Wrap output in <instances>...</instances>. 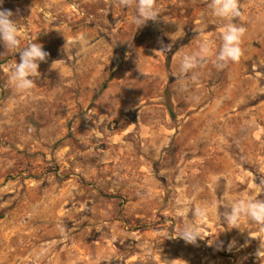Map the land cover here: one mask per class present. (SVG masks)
Segmentation results:
<instances>
[{
	"label": "rangeland",
	"instance_id": "obj_1",
	"mask_svg": "<svg viewBox=\"0 0 264 264\" xmlns=\"http://www.w3.org/2000/svg\"><path fill=\"white\" fill-rule=\"evenodd\" d=\"M236 2L224 20L211 0H154L137 28L121 0H3L21 45L39 30L49 55L18 93L4 69L19 53L0 42V264H264V225L214 211L264 199V0ZM228 23L239 58L178 78V54L202 37L218 50ZM186 222L195 244L175 237Z\"/></svg>",
	"mask_w": 264,
	"mask_h": 264
},
{
	"label": "clouds",
	"instance_id": "obj_2",
	"mask_svg": "<svg viewBox=\"0 0 264 264\" xmlns=\"http://www.w3.org/2000/svg\"><path fill=\"white\" fill-rule=\"evenodd\" d=\"M2 3L3 0H0V4ZM121 3L124 7L131 6L135 8V12L130 18V23L135 24L137 28L146 24L148 20L156 21L158 14L161 13L156 9L154 0H121ZM210 8L213 17L224 20H231L240 14L236 0H211ZM13 15L11 10L0 8V42L3 43L7 51H11L14 54L19 53V63L15 60L10 67L4 69V72L7 75L9 86L16 92L22 93L33 87L35 78L40 76L39 65L41 62L46 61L49 54L43 49L42 44L37 42L39 30L33 34L30 42L23 46L21 45V35L18 31L16 19L12 18ZM52 27L57 31H62L56 26ZM44 29L48 30V28ZM203 30V27L199 29V31ZM243 31V28H239L232 23L226 24L221 33L222 43L218 50H216L213 41L207 37H202L194 49L178 54L179 66L176 76L182 78L198 67L203 66L209 60H212L213 64L218 68H222L229 60H237L240 56L238 45ZM84 38L83 34L78 37L80 41H83ZM54 62L51 68L58 70L59 65L53 67ZM16 104L15 98L9 99L4 112L6 114L13 112ZM100 122L103 121L99 118L97 124H100ZM260 194L235 198L230 207L222 214L219 213L217 208H214V211L220 215V219L224 223L230 224L231 228H237L241 231L247 229L244 228L242 230V225L245 222L264 225V199L258 198ZM192 214L203 220L208 215V212L206 209L199 208ZM175 237L182 238L186 243L195 244L198 238L201 239L199 224L186 222ZM229 247H231V244ZM148 259L150 260V256ZM165 264H170V262L165 261Z\"/></svg>",
	"mask_w": 264,
	"mask_h": 264
},
{
	"label": "crops",
	"instance_id": "obj_3",
	"mask_svg": "<svg viewBox=\"0 0 264 264\" xmlns=\"http://www.w3.org/2000/svg\"><path fill=\"white\" fill-rule=\"evenodd\" d=\"M23 97H27V95L25 94ZM22 96H16V101H23V99H21ZM66 100H70L71 99V95L70 94H67L66 95ZM26 101V99H24ZM20 133V132H19ZM17 134V133H15ZM77 139L78 140V143L80 145V149H79V152L82 154L84 152H87V153H90V148H89V139L87 136L85 137H82V136H77ZM13 143H15V145L17 146H22V145H28L29 142H27V138H21V139H18V138H15L13 139Z\"/></svg>",
	"mask_w": 264,
	"mask_h": 264
}]
</instances>
